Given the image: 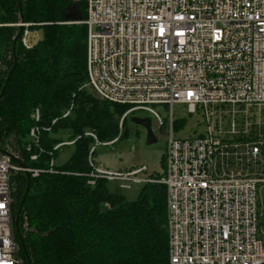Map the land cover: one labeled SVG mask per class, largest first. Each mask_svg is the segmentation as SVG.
Listing matches in <instances>:
<instances>
[{
	"label": "built area",
	"instance_id": "1",
	"mask_svg": "<svg viewBox=\"0 0 264 264\" xmlns=\"http://www.w3.org/2000/svg\"><path fill=\"white\" fill-rule=\"evenodd\" d=\"M84 23L86 85L127 107L121 130L131 113L143 110L167 135L164 172L157 176L145 165L101 167L94 160L96 144L118 138L100 142L86 132L95 139L88 184L166 185L169 264H264V0H87ZM20 25L29 49V24ZM176 103L198 115L199 134L176 135L184 128L176 127L183 120L175 118ZM157 106L169 116L163 118ZM32 118L29 137L39 147L41 132L50 127L38 125V108ZM54 165L52 158L47 171L58 172ZM27 169L34 176L43 171ZM13 170L22 169L0 151V264H25L13 215Z\"/></svg>",
	"mask_w": 264,
	"mask_h": 264
},
{
	"label": "trees",
	"instance_id": "2",
	"mask_svg": "<svg viewBox=\"0 0 264 264\" xmlns=\"http://www.w3.org/2000/svg\"><path fill=\"white\" fill-rule=\"evenodd\" d=\"M86 18L87 0H0V93L5 87L0 151L29 169L43 170L37 176L30 172L29 179L22 170L11 172L15 224L19 215L16 237L25 245L22 258L25 264H169L166 185L145 184L137 200L129 201L110 192L107 180L88 184L95 139L85 133L94 132L100 142L119 140L127 107L98 96L101 103L95 91L96 96L87 91ZM22 19L30 32L42 31L29 49L22 37L15 41ZM37 108L38 125L50 127L41 132L42 151L29 137ZM184 126V120L176 124L177 129ZM62 129L73 134L76 151L65 164L54 165L58 172H49L50 160L57 156L54 146L63 142L49 133ZM32 154L38 159H31Z\"/></svg>",
	"mask_w": 264,
	"mask_h": 264
},
{
	"label": "rangeland",
	"instance_id": "3",
	"mask_svg": "<svg viewBox=\"0 0 264 264\" xmlns=\"http://www.w3.org/2000/svg\"><path fill=\"white\" fill-rule=\"evenodd\" d=\"M42 38V31H31L29 42L34 45ZM89 93H93L91 86L87 87ZM94 94V93H93ZM96 96V94H94ZM99 95H97V99ZM100 97V96H99ZM101 98V97H100ZM100 100V99H99ZM101 103H104L100 100ZM174 115L176 119H183L185 126L176 132V135L182 137L192 136L199 134L203 127L200 124L198 115L192 116L185 104H174ZM156 110L163 118H167L169 113L163 106H157ZM133 117L148 118L151 121L152 133L156 139L155 142L148 143L147 129L135 123ZM71 132L67 129L53 131L49 133L51 138L68 142L72 139ZM94 146V144H93ZM167 135L163 133L159 127L158 120L153 113L138 110L131 113L125 121V125L121 130V138L111 144H96L94 160L101 167L110 170H128L130 168L147 167V173H160L164 172L163 159L166 153ZM76 151L74 144L64 145L57 151L55 158V165L61 166L65 164ZM108 189L112 193L120 194L126 197L129 201L137 200L142 192L145 184H136L131 189H120L116 181L107 184Z\"/></svg>",
	"mask_w": 264,
	"mask_h": 264
},
{
	"label": "water",
	"instance_id": "4",
	"mask_svg": "<svg viewBox=\"0 0 264 264\" xmlns=\"http://www.w3.org/2000/svg\"><path fill=\"white\" fill-rule=\"evenodd\" d=\"M21 23H24V19H22ZM22 32H23V26L20 25V31L18 32V34H17V36H16V38H15V41H17V40L21 37ZM13 70H14V69H12V70L10 71V73H9V75H8V77H7L6 85H7L8 81H9L10 78H11V75H12V73H13ZM4 92H5V87L3 88L2 92L0 93V101H1V99H2V97H3ZM133 121H134L135 123L139 124V125L144 126V127L147 129V132H148V139H147V142H148V143H152V142H155V141H156V139H155V137H154V135H153V133H152V129H151V121H150V119H148V118H144V119H143V118H139V117H133ZM9 154H10V156H11L15 161L18 162V164L20 165L21 169L27 174L28 179H29V178H30V172H29V170L27 169L26 165H25L22 161H20L16 156H14L13 154H11V153H9ZM29 189H30V185L28 184V185H27V189H26V193H25V195H24V197H23V199H22V201H21V205H20V207H19L18 214L21 212V209H22V207H23V204H24V202H25V199H26V197H27V194H28V192H29ZM18 221H19V215L17 216V219H16V224H15V226H16V230L18 229ZM20 242H21V246H22L23 250L25 251V245H24L23 240L20 239Z\"/></svg>",
	"mask_w": 264,
	"mask_h": 264
},
{
	"label": "snow or ice",
	"instance_id": "5",
	"mask_svg": "<svg viewBox=\"0 0 264 264\" xmlns=\"http://www.w3.org/2000/svg\"><path fill=\"white\" fill-rule=\"evenodd\" d=\"M161 34H163V29L161 28Z\"/></svg>",
	"mask_w": 264,
	"mask_h": 264
}]
</instances>
